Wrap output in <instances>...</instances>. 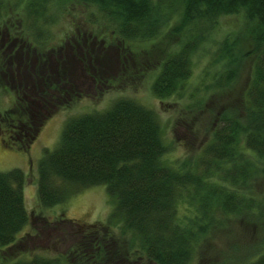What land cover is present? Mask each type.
Here are the masks:
<instances>
[{"label":"trees","instance_id":"trees-1","mask_svg":"<svg viewBox=\"0 0 264 264\" xmlns=\"http://www.w3.org/2000/svg\"><path fill=\"white\" fill-rule=\"evenodd\" d=\"M82 1L96 2L107 18L115 20L116 33L123 39L145 40L158 32L156 0ZM172 4L168 3V11ZM178 5L179 21L173 29L179 40L166 50L153 93L158 98L180 93L192 73V54L209 28L222 16L240 14L249 27L221 41L215 61L220 59L222 67L204 88L212 94L228 91L243 55L251 56L250 74L239 99L213 116L209 139L195 156L172 162L164 159L169 146L156 113L139 101L120 97L105 110L67 118L56 145L45 149L38 161L37 205L51 207L85 188L105 185L113 208L103 226L80 227L64 253L21 256L12 264H190L195 257L198 264H264L263 248L220 261H213L208 257L212 252L204 255L202 249L209 231L224 228L227 220L248 219L264 229V191L255 190L264 179V0H179ZM24 11L0 24V82L13 88L16 99L0 111V138L4 146L22 149L36 138L44 117L68 102H59L60 98L67 94L69 101L75 99L67 86L73 85L78 98L82 96L76 91L75 76L81 74L73 56L59 50L61 60L54 69V62L44 54L35 55L36 48L31 51L29 36L39 47L46 44L42 39L48 33L42 16L45 5L28 0ZM90 38L76 36L92 48L96 37ZM248 39L249 49L237 56L240 42ZM95 55L91 62L97 61ZM28 96L39 103L28 101ZM25 181L18 167L0 170V249L16 245L29 221ZM182 201L194 212L192 216H179ZM118 222L124 243L101 229Z\"/></svg>","mask_w":264,"mask_h":264},{"label":"rangeland","instance_id":"rangeland-1","mask_svg":"<svg viewBox=\"0 0 264 264\" xmlns=\"http://www.w3.org/2000/svg\"><path fill=\"white\" fill-rule=\"evenodd\" d=\"M178 1L156 0L157 34L150 39L127 40L116 33L115 20L107 18L96 2L39 0L46 7L42 16L44 20L46 19L44 25H48V33L42 37L46 44L40 46L41 48L37 46L38 41L28 37L32 45L31 51L36 48L33 51L35 55L44 54L48 61L54 62V69L61 60L58 57L59 50H66L74 55L84 70L80 77L75 76L79 83L76 91L82 96L78 98L73 85L68 83L69 80L60 76V80H64L63 83L70 85L67 88L71 89L75 99L71 98L69 101L70 95L67 94L60 98L59 102L65 100L68 102L60 104L59 109L44 117L38 135L26 149L4 146L0 138V170L6 171L14 167L23 170L26 175L24 200L30 215L28 223L17 236L16 245L0 249V264H12L21 256L64 253L74 244L76 232L80 227L85 225L89 227L94 223L103 226L107 222L114 202L105 185L85 188L69 196L64 203L51 207L41 208L37 205L38 161L45 149H52L56 145L67 118L105 110L120 97L139 101L156 113L163 139L169 146L164 159L172 162L195 156L209 139L213 116L223 106L233 105L239 99L250 74L251 56L243 55L238 77L228 91L212 94L209 88L205 93L204 88L211 82L212 75L222 67L220 59L215 61L221 41L229 36L232 39L236 34H243L249 27L245 25L240 14L222 16L209 28L205 39L192 54V73L180 93L168 98H158L153 93L152 83L165 58L166 50L170 44L179 40L173 29L179 21ZM27 2L28 0H0V24L6 20L11 22L8 19L17 15V12L18 14L25 12ZM168 3H173L170 11ZM9 13L11 15L6 17ZM77 35L88 41H92L90 38L92 35L96 37V41L91 48L89 43L86 44L84 41L81 43V40L76 39ZM186 35L187 31L181 38L185 39ZM69 42L72 43V48L67 46ZM21 45L25 49L24 44ZM249 47V39L241 41L237 56H240L242 51L246 52ZM52 48H55V51ZM99 51L101 55H97ZM94 55L97 61L91 62ZM15 101L13 88L5 82L2 85L1 81L0 111L9 108ZM259 189L264 191V179L257 183L255 190ZM186 207L183 201L180 202L178 208L180 217L194 214ZM65 218L70 220L62 223ZM120 226L118 222L101 229L104 231L103 234H106L107 229L110 235L118 237V240H115L117 243H124L127 240ZM98 234L101 235L102 232ZM207 237L208 240L202 248L205 251L203 254L212 252L208 257L213 261H220L224 257L227 259V255L240 258L257 248L260 252L262 248L264 250L263 227L253 225L248 219L227 220L224 228H214L209 231ZM190 264H198L196 257Z\"/></svg>","mask_w":264,"mask_h":264},{"label":"flooded vegetation","instance_id":"flooded-vegetation-1","mask_svg":"<svg viewBox=\"0 0 264 264\" xmlns=\"http://www.w3.org/2000/svg\"><path fill=\"white\" fill-rule=\"evenodd\" d=\"M7 39H8V38H6V37H5L4 39H2V43L6 42ZM73 42H74V39H73ZM102 42H103V41H102ZM71 44H72V43H71ZM71 44H70V42H69V44H68L67 46H69V47L72 48ZM67 54L71 55V54L68 53V52H67ZM71 56H74V55H71ZM79 67H80L81 69H78V70H77V73H78V74H83V71H84V70H83V68H82V66H81L80 64H79ZM27 99H28V101H31L32 103H35V104L39 103L38 100L36 99V97H33V98H32V97H29V96H28Z\"/></svg>","mask_w":264,"mask_h":264}]
</instances>
